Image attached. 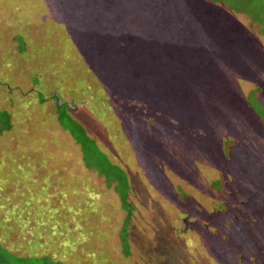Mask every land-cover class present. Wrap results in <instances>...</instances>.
I'll use <instances>...</instances> for the list:
<instances>
[{
  "label": "rangeland",
  "instance_id": "rangeland-1",
  "mask_svg": "<svg viewBox=\"0 0 264 264\" xmlns=\"http://www.w3.org/2000/svg\"><path fill=\"white\" fill-rule=\"evenodd\" d=\"M253 3L263 9L235 14L220 0H0V129L11 117L14 125L0 131V183L9 180L25 202L49 198L48 209L67 201V218L81 212L89 225L100 192L103 208L115 205L98 236L108 252L92 244L89 225L74 232L66 223L60 244L37 253L45 250L38 229H54L41 204L25 209L29 232L17 241L15 231L2 237L0 219V252L8 240L29 257L4 262L264 264V0ZM53 92L64 103L60 117L49 108ZM124 177L126 255L116 190Z\"/></svg>",
  "mask_w": 264,
  "mask_h": 264
},
{
  "label": "trees",
  "instance_id": "trees-1",
  "mask_svg": "<svg viewBox=\"0 0 264 264\" xmlns=\"http://www.w3.org/2000/svg\"><path fill=\"white\" fill-rule=\"evenodd\" d=\"M220 1L224 2L228 6V9L233 10L235 12V14L236 13L243 14V13H247V11H251V10L255 11V10H262L263 9V6H260L258 9H256L254 7L255 4L253 3V0H238V3H236V2H234V3L233 2H226L225 0H220ZM250 19H251V23L255 22L258 26L262 25V23H263V20H261L260 16H258V15H251ZM261 32H262V30H261ZM52 95L53 96H51V97H53V102L51 104V107H49V108L51 109V108L55 107L56 110H57L56 113H58V116L60 117L59 110H60L61 107L64 106V103H63L62 100H60V97H61L60 94L53 92ZM88 99L92 100L89 96H86V97L82 98V101L83 100H88ZM74 105L73 106L72 105H68L69 107H67V108H72V110H74L75 108H77V106L76 105L74 106ZM259 109H260V107H259ZM260 111H261V109H260ZM63 114H66V113H63ZM55 116H56V114H55ZM61 116H62V114H61ZM68 116H69V118L71 120V123H73L75 126H77V125L79 126V130H83L84 129L83 125L77 119L72 118L70 113L67 114V117ZM11 118L7 119V121H5V123L7 124V127L2 128L3 131L12 130L14 125L12 123ZM60 128L62 130H64L62 134H66V133L70 134L72 136V139L74 140V142L77 141L76 143L78 144V140L75 137L76 134L74 133L73 129L70 130L67 127H65L63 124L60 125ZM2 129H0V131ZM15 145L16 146H20L18 143H15ZM75 147L77 148L78 145L75 144ZM81 153H82V150H79L80 156H83V154H81ZM25 177L27 178L28 176H25ZM124 178L126 179L125 182H127V185H125V189L120 191L121 187L118 184L117 186H119V188H117L116 190H117V192L119 194V197H120L121 209L123 211H125V215H124L123 220H122L123 225H122V228H121V231H120V237L122 238L124 251L126 250L125 251V255H126V254L129 253V247H128L127 242H126V237H127V233L126 232H127V226H128V223H129L130 217H131L132 207H131L130 201H128V196H129V193L131 191V188H130L129 182L127 180V177H124ZM106 180L110 181V182H114L115 181V180H109L108 178H106ZM6 183H7V181H6ZM43 183H46V182L43 181ZM43 183L40 184V181H39V183L34 188H37V187L40 188ZM116 183H115V187H116ZM0 184H1L0 185V203H1L0 205H1V209H4V208L6 209L7 208L6 209L7 214H5L3 217L0 216V219L3 218V220H2L3 224H1L2 225V228H1L2 229V237L3 238L4 237H6V238L8 237V239L12 240V238H13V234L12 233L15 231V241H17L18 239H20V232L23 233L24 235L29 232L28 229H29L30 222H28L29 218H27V214L25 213V209L34 208V210H38L39 211L38 204L44 205L45 201H47L49 198L47 200L45 199L44 202L41 199H37V201L39 202L38 204L36 202H34V201L25 202L21 198L17 199V197L21 194L19 188L9 189L10 185H11L9 183V180H8L7 184H4V183L3 184L0 183ZM11 186L13 187V185H11ZM57 188L58 187H55L54 190H56ZM54 190H51V192L54 191ZM60 190H61V188L57 189L58 192H60ZM119 191H120V193H119ZM50 196H51V194H50ZM80 197L82 198V196H80ZM52 200H57V199H54V197H53ZM61 200L60 199L57 200L59 202V204H56L57 208H55V207L51 208L50 207L48 209V208H46V205H44L45 208H46V216L47 217L50 216V218H49L50 219L49 226L54 227V229L49 230L50 232L48 233V232L42 231V229H44V228L41 227V230H39L38 227H37V229L39 231V236L41 237L40 242H42V244L44 246V249H45L42 252H39V250L35 249V251L37 253H44L49 247H54L52 244H54L55 246L60 244L59 241H62V236L58 232V228L63 227L62 225H65L66 223L69 224V225H71L73 223V220L67 218L66 212L63 211V208H62V204H63L62 201L63 200L62 201ZM99 201L100 202L98 204H102L103 203L101 197H100ZM63 202L66 203L67 201H63ZM78 203H79V201H76V200L74 201L75 209H76V205L78 206ZM60 209H62V210H60ZM36 214H37L36 216L38 217V220H36L35 226H37V224L39 222V212H37ZM46 216H45V219L47 218ZM14 219H15V222H14ZM5 222H8L9 224L5 225ZM69 230L70 231L73 230L72 226H70ZM0 233H1V231H0ZM61 233H63V232H61ZM24 235H23V237H24ZM93 241L96 242L95 239ZM8 243H9L8 240H7V242H4L6 247H3L2 251L0 252L1 264H7L6 262L3 261V260H5L4 258H7V257L10 258V259H12V258H16V259L29 258V257L23 256L19 252L17 247H13V244L9 245ZM33 243H35V242H33ZM30 250H32V248H30ZM28 251H29V249H28ZM54 254H55V252H54ZM17 255H19V256H17ZM27 255H29V253Z\"/></svg>",
  "mask_w": 264,
  "mask_h": 264
},
{
  "label": "crops",
  "instance_id": "crops-1",
  "mask_svg": "<svg viewBox=\"0 0 264 264\" xmlns=\"http://www.w3.org/2000/svg\"><path fill=\"white\" fill-rule=\"evenodd\" d=\"M92 173L93 174H96L95 172H92ZM102 176H104V175H102ZM41 183H43V181H41L40 184ZM91 183L93 184V182H91ZM91 188L96 189L94 187V185H92ZM97 188H101V187H97ZM114 188H115V186H114ZM99 194H100V197L102 198V193L100 192ZM82 195L83 194L81 193L80 196H82ZM45 199L42 198L41 200L44 202ZM102 199L107 200L106 197H103ZM99 200H100V198L98 197V202H99ZM33 201L36 202L37 204L39 203L37 201V198H35ZM104 205H105V203H102V204L95 203L94 204V207H95L96 210H93L92 211V220L93 221H92L91 225H89V223H85L84 222V219L85 218H84V216H83V214L81 212H80V214L79 213L76 214V212H75L74 219L71 218L73 220V223L71 224V226H73V231L76 232L77 230H79V228H81L80 225H82V224H84L85 226H88L89 225V227H87L86 230H88V232H92L93 233L92 235L94 236V239L96 241L98 239V242H94L93 241L92 244L96 245L95 243H98V245L101 247V249H99V250L104 249L106 252H108L109 251V245H108V243H105L104 240L102 238L98 237V236H103V235H105L108 232V229L109 228L106 225L111 224V221H112V218H113V217H111L112 216L111 215V209L114 212L115 205H114V208H113V204L110 202L109 205H110L111 209L103 208ZM60 210H62V209H60ZM100 211H102L103 213H99ZM121 217H122V213L120 215V218ZM76 224L77 225L79 224L78 225V228L77 229H74V227H75ZM122 225H123V222H122Z\"/></svg>",
  "mask_w": 264,
  "mask_h": 264
}]
</instances>
